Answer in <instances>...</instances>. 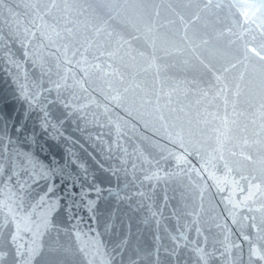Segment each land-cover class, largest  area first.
I'll return each instance as SVG.
<instances>
[{
	"label": "water",
	"instance_id": "water-1",
	"mask_svg": "<svg viewBox=\"0 0 264 264\" xmlns=\"http://www.w3.org/2000/svg\"><path fill=\"white\" fill-rule=\"evenodd\" d=\"M0 264H264V0H0Z\"/></svg>",
	"mask_w": 264,
	"mask_h": 264
}]
</instances>
